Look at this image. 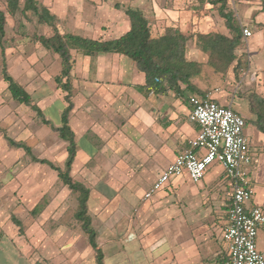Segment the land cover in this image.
Masks as SVG:
<instances>
[{"label":"crops","instance_id":"1","mask_svg":"<svg viewBox=\"0 0 264 264\" xmlns=\"http://www.w3.org/2000/svg\"><path fill=\"white\" fill-rule=\"evenodd\" d=\"M228 2L235 7L243 28L253 32L249 38L243 34L236 50L239 57L246 53L249 60L248 67L239 75L245 91L230 99L220 91H213L212 96L247 119L246 134L260 152L251 169L255 195L249 206L258 204L264 208V132L254 123L256 116L250 110L249 98L252 92L264 97V0ZM42 3L56 15V26L61 33L103 39L118 38L127 32L130 29L127 7L140 8L150 20L153 37L162 35L168 27H178L190 36V58L202 63L208 61L209 52L202 50L198 34L219 32L232 36L218 10L209 12L213 5L207 4L203 10L190 8L191 3L198 5L196 0H44ZM42 26L53 31L45 36L54 34L51 26ZM37 42L39 55L34 57L31 73L34 72V81L39 84L29 93L43 116L32 109L34 116L18 119L17 125L21 127L15 140L32 148L31 154L24 151V162L46 171L54 178V185H61L53 190L54 185L45 182L26 196L32 210L51 191L47 206L26 231L30 244H25L22 220L18 219L22 223L20 230L15 216L11 221L0 219V264H98L88 234L74 216L79 205L78 193L59 180L57 170L40 162L47 159L60 168L65 166L68 142L53 126L62 125L68 102L66 92L55 81L62 69L59 55ZM73 60L74 107L69 114V125L78 148L71 175L90 188L88 209L104 264H221L228 258L221 229L232 199L231 181L221 164H212L200 182H193L185 172L151 198H145L178 152L199 135V126L190 120V97L194 92L186 90L180 96L175 92L158 95L150 91L145 87L146 75L132 59L121 54L85 55L73 51ZM231 69L229 73L235 77ZM24 81L19 78L25 86L27 81ZM43 118L51 124H45ZM29 188L23 187V194ZM174 193H190L192 197L196 194V199L201 194H211L214 209H199L197 200L196 212L178 206L171 203ZM73 194H77V204L72 213L75 220H70L66 215L73 204ZM91 203L95 216L90 213ZM257 242L259 249L264 250V227Z\"/></svg>","mask_w":264,"mask_h":264},{"label":"trees","instance_id":"2","mask_svg":"<svg viewBox=\"0 0 264 264\" xmlns=\"http://www.w3.org/2000/svg\"><path fill=\"white\" fill-rule=\"evenodd\" d=\"M198 5L190 4V8L203 10L207 4L218 10L219 15L224 19L227 28L232 36L219 32L200 33L198 39L201 42L202 50L209 52L206 63L197 62L190 58V36L182 32L178 27H168L165 32L158 36H152L150 20L147 15L137 7H127L126 15L130 21V29L118 38H88L74 33H61L56 26V15H52L49 7L39 0H25L24 6H20V0H8V11L14 16L20 10L23 14L32 12L38 18L40 24L49 25L53 28L54 34L50 37L40 35L37 41L47 50L59 55L61 59V72L55 77L58 88L66 92L65 99L68 106L62 115V125L53 126L54 131L68 142V157L64 168L56 166L47 159L40 162L49 164L59 172V180L68 186L73 192L78 193V208L74 214L81 223L82 229L88 234L89 242L96 251L98 264H104L103 252L97 242V231L92 225V218L89 214L88 200L90 188L83 182L78 181L71 175L72 165L77 155V142L75 133L69 125V114L74 107L72 70L74 68L73 51L85 55L117 53L129 57L135 63L137 69L146 75L145 87L158 95L169 92L183 96L185 91L190 90L194 94H206L216 87L212 84L225 79L229 68H233L236 76L248 67V58L244 55L238 56L236 50L241 45L243 37V26L237 16V11L228 0H196ZM7 15L0 8V44L3 56V79L8 83V89L14 100L20 104L30 106L43 116L40 107L33 102V97L26 88L20 84L8 68L4 40L6 37ZM242 57V58H241ZM243 59V60H242ZM236 65H234V63ZM250 110L256 116L254 123L259 130L264 132V97L252 92L249 95ZM246 119V118H245ZM45 124H51L43 118ZM247 123V119H246ZM7 137V136H6ZM15 147H23L31 154L32 148L23 142H17L7 137ZM25 145V146H24ZM35 159V157H33ZM48 204L47 195L32 210L31 214L37 216L43 212ZM15 223L22 230V223L13 217Z\"/></svg>","mask_w":264,"mask_h":264},{"label":"built area","instance_id":"3","mask_svg":"<svg viewBox=\"0 0 264 264\" xmlns=\"http://www.w3.org/2000/svg\"><path fill=\"white\" fill-rule=\"evenodd\" d=\"M243 34L246 38L253 36L248 27L243 28ZM190 102V120L199 126V135L178 152L145 198H151L185 172L193 182H200L212 164H221L232 186L228 218L221 229L228 258L221 264H264V250L259 249L257 242L260 229L264 227V208L258 204L249 206L255 195L249 168L255 158L245 131L246 119L231 106L218 103L212 92L193 94Z\"/></svg>","mask_w":264,"mask_h":264},{"label":"rangeland","instance_id":"4","mask_svg":"<svg viewBox=\"0 0 264 264\" xmlns=\"http://www.w3.org/2000/svg\"><path fill=\"white\" fill-rule=\"evenodd\" d=\"M24 1L25 0H20L21 7L24 6ZM39 1L43 2L44 0ZM7 4L8 0H0V8L4 10L7 15V32L4 46L6 49L8 68L18 82L19 78L23 81L25 80L24 82L27 81L25 86L22 85L26 90L28 89V92H32L39 84V82H35L36 80L34 81V72L31 73L35 63L34 57L39 55L37 37L44 34L48 35L49 32L52 34L53 31L48 29V27L42 26V24L38 22L36 15L32 12L23 14L20 9L17 11L16 15L12 16L8 11ZM208 10L212 13L213 10L216 11V8H210ZM244 57L247 59L246 53ZM2 68L3 56L0 44V219L11 221V217L15 216L17 219L22 220L24 224L23 233L26 236L28 228L39 218V215L34 216L31 214L32 204H30L29 199H26V196L28 197L29 193L32 194L34 188L42 187L45 182L53 186L54 178L40 168L34 169L30 167L26 161H23L26 159L22 156L25 153V148L15 147L7 140V137L17 139V133L21 127L17 125L18 119L28 120L30 116H34L35 113L30 106L20 104L12 98L8 89V83L3 79ZM231 68L226 72L224 80L212 84V86L216 88L210 92L220 91L227 99H230L234 95L239 96L244 93L245 90L240 85V78L234 77V75L229 73L230 70H232ZM24 76H26L27 79H24ZM46 82L48 83L49 80ZM34 100L33 98V102ZM258 151V147L256 149L255 146L251 145V154L254 158L260 156V152ZM254 163L249 168L250 174L253 171L251 169H254ZM40 175H42V178H40ZM60 185L61 184H55L53 190H57ZM23 187H30L25 194H23L22 191ZM43 192L44 190H42V193ZM46 195L49 199L51 197V191ZM73 196L77 197V194H73ZM76 197L73 198V204L69 207V213L66 215L67 219H74L72 213L76 209ZM171 199V203L184 208L194 209L195 212L196 200L199 209H214V200L211 198V194L207 196L201 194L198 199H196V194L192 197L190 193H185V195L174 193ZM90 213L95 216L96 210H94L93 203H91ZM224 224L225 223H223L222 226ZM54 225L55 224H52V227H54ZM43 230L46 229L43 228ZM25 238V244H30V238L27 236Z\"/></svg>","mask_w":264,"mask_h":264}]
</instances>
